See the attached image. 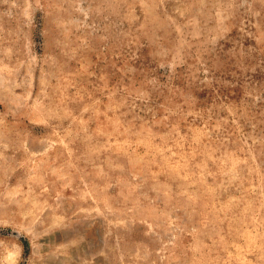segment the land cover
<instances>
[{"label": "rangeland", "instance_id": "374dc122", "mask_svg": "<svg viewBox=\"0 0 264 264\" xmlns=\"http://www.w3.org/2000/svg\"><path fill=\"white\" fill-rule=\"evenodd\" d=\"M0 264H264V0H0Z\"/></svg>", "mask_w": 264, "mask_h": 264}]
</instances>
